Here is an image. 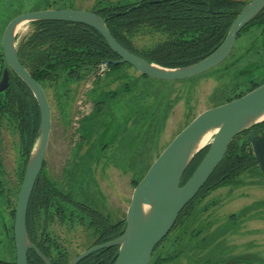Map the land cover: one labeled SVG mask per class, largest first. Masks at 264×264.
<instances>
[{"label": "rangeland", "instance_id": "1", "mask_svg": "<svg viewBox=\"0 0 264 264\" xmlns=\"http://www.w3.org/2000/svg\"><path fill=\"white\" fill-rule=\"evenodd\" d=\"M140 1L0 0V56L4 32L20 15L58 9L92 11L100 2ZM33 30L30 23L25 24L18 31V43ZM157 40L156 36L139 35L135 45L144 49ZM96 69L78 83H71L66 77L45 83L52 112L45 167L65 192L89 204L111 222H118L126 219L135 180L145 177L188 124L204 111L226 104L228 99L248 92L254 83L264 80L263 38L259 29L245 30L221 65L187 80L153 79L126 65L98 77ZM82 99L86 100L90 114L77 122ZM213 138L214 135L209 143ZM25 169L20 134L12 120L4 118L0 123V260L6 262L16 259L13 212ZM232 199L238 200L232 204ZM249 201L257 203L255 206L261 211L252 216L262 220L257 222L259 237L255 238L260 243L252 242L246 247L249 253L239 259L227 250L226 235L234 225L247 219L249 210L236 213V221L233 213L250 206ZM234 205L237 207L232 208ZM49 231L68 253L69 261L92 247L97 238L88 225L71 226L57 218ZM262 241L264 176L256 169L197 202L191 215L185 216L157 249L154 260L176 256L167 264H264Z\"/></svg>", "mask_w": 264, "mask_h": 264}, {"label": "trees", "instance_id": "2", "mask_svg": "<svg viewBox=\"0 0 264 264\" xmlns=\"http://www.w3.org/2000/svg\"><path fill=\"white\" fill-rule=\"evenodd\" d=\"M249 1L142 0L133 4L100 2L91 12L106 21L116 40L130 52L161 67L177 69L194 65L215 52L226 39L239 12ZM32 26L33 32L20 40L17 52L22 65L44 90L46 82L57 81L63 77L71 83H78L103 61L118 59L104 38L85 25L35 22ZM250 28L261 31L264 46V11L242 33ZM139 35L156 36L158 40L148 48L138 49L135 39ZM121 66L109 65V68L116 70ZM3 68L4 60L3 56H0V79ZM262 84L264 80L258 84L254 83L248 92L230 98L226 103L245 96ZM4 118L12 120L20 134L27 166L39 139L40 111L30 89L20 84L13 76L9 88L0 93V123ZM263 130L264 122L232 141L223 162L199 195L184 209L174 229L185 216L191 215L197 202L220 188L235 184L244 175L256 169L260 170L251 148L240 152V143L249 133H259ZM209 149V146L206 147L193 160L183 178L182 186L193 176ZM140 181L135 180V187ZM15 212L16 209L13 212L14 220ZM55 218L71 226L81 224L93 228L97 235L94 245H102L119 238L126 227V219L111 222L107 216L89 204L80 202L65 192L46 173L44 165L29 204V236L52 264H69L71 261L68 253L52 238L49 231V226ZM162 243L156 248L150 264H167L176 258L160 256L154 260L155 253ZM117 255L118 248L104 249L92 254L80 264H115ZM0 264H16V259L14 262L0 260ZM28 264L44 262L34 251H30Z\"/></svg>", "mask_w": 264, "mask_h": 264}, {"label": "water", "instance_id": "3", "mask_svg": "<svg viewBox=\"0 0 264 264\" xmlns=\"http://www.w3.org/2000/svg\"><path fill=\"white\" fill-rule=\"evenodd\" d=\"M264 11V0H250L239 12L222 45L207 58L185 68L169 69L130 52L109 30L98 14L78 9L44 10L26 13L13 19L2 38L4 68L0 93L10 86L13 76L32 92L40 111L39 139L29 157L18 196L14 220L16 264H28L34 251L44 264H52L32 242L27 217L37 180L44 168L49 144L52 112L42 85L22 65L17 48L20 25L35 22H67L81 24L97 31L118 59L105 60L110 66L128 65L143 76L181 81L197 77L221 65L232 53L239 35ZM264 122V84L245 96L222 106L208 109L188 124L163 151L145 177L135 187L126 215V227L119 238L94 245L69 264H80L92 254L118 248L115 264H150L156 248L171 234L184 209L199 195L227 155L232 141L252 127ZM213 133L211 143L201 146L204 137ZM211 136V137H212ZM210 147L193 176L182 186L183 178L196 156ZM251 148L264 176V130L247 135L240 143V152Z\"/></svg>", "mask_w": 264, "mask_h": 264}, {"label": "crops", "instance_id": "4", "mask_svg": "<svg viewBox=\"0 0 264 264\" xmlns=\"http://www.w3.org/2000/svg\"><path fill=\"white\" fill-rule=\"evenodd\" d=\"M229 192H231V191H229ZM244 198H246V197H244ZM247 198L252 199V197H247ZM237 200L238 199H232L231 200L233 202L232 204H234V202H237ZM256 204L257 203H255V202H253V203L250 202V206H247L246 208H243V209L241 208V210L239 208L235 211V213H233L234 214V216H233L234 221H236V219H237L236 213H238V215H239L241 212L243 213V212L249 210L248 213H250L251 216L249 214L247 219H245L241 223L234 225V227L231 228V230L229 232H227V235H226L227 250H229L231 252L232 256H236L239 259L249 253V251L246 250L247 246H249L252 242H254L256 244H258V242H259L258 239H255L256 237L257 238L259 237L257 234L259 232V226H258L257 222L262 221V220L252 217V216H255V214H257V213H261L259 207L255 206ZM229 205H227V206L229 207ZM235 207H237V205H234L232 208H235ZM262 242L264 244V241H262ZM259 246L260 245H258V247Z\"/></svg>", "mask_w": 264, "mask_h": 264}, {"label": "built area", "instance_id": "5", "mask_svg": "<svg viewBox=\"0 0 264 264\" xmlns=\"http://www.w3.org/2000/svg\"><path fill=\"white\" fill-rule=\"evenodd\" d=\"M109 71H110L109 65L105 64V63H101L96 69V75L98 77H103ZM79 110H80V115H78V117L76 118L77 122H81L86 116H88L90 114V109H89L85 99H82L79 102Z\"/></svg>", "mask_w": 264, "mask_h": 264}, {"label": "bare ground", "instance_id": "6", "mask_svg": "<svg viewBox=\"0 0 264 264\" xmlns=\"http://www.w3.org/2000/svg\"><path fill=\"white\" fill-rule=\"evenodd\" d=\"M23 26H24V24H23V25H20V26L18 27V29H17V32H18ZM212 134H213V133H209V134H207V135L204 137V139H203V141H202V144H201L202 147H203V146H206V145L209 143V140H210Z\"/></svg>", "mask_w": 264, "mask_h": 264}, {"label": "flooded vegetation", "instance_id": "7", "mask_svg": "<svg viewBox=\"0 0 264 264\" xmlns=\"http://www.w3.org/2000/svg\"><path fill=\"white\" fill-rule=\"evenodd\" d=\"M249 134H251V133H249ZM249 134H248V135H249Z\"/></svg>", "mask_w": 264, "mask_h": 264}]
</instances>
